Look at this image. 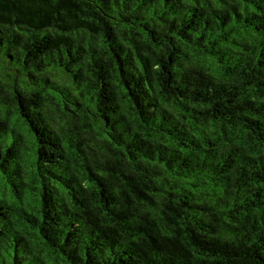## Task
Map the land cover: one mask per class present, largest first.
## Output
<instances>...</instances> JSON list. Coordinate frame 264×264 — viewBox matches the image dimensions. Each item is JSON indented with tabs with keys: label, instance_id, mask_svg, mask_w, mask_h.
<instances>
[{
	"label": "trees",
	"instance_id": "trees-1",
	"mask_svg": "<svg viewBox=\"0 0 264 264\" xmlns=\"http://www.w3.org/2000/svg\"><path fill=\"white\" fill-rule=\"evenodd\" d=\"M0 264H264V0H0Z\"/></svg>",
	"mask_w": 264,
	"mask_h": 264
}]
</instances>
